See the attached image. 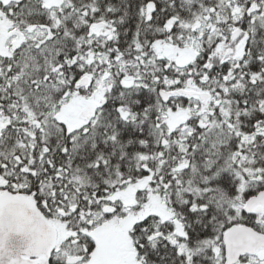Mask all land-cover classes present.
<instances>
[{"label": "snow or ice", "instance_id": "1", "mask_svg": "<svg viewBox=\"0 0 264 264\" xmlns=\"http://www.w3.org/2000/svg\"><path fill=\"white\" fill-rule=\"evenodd\" d=\"M0 264H264V0H0Z\"/></svg>", "mask_w": 264, "mask_h": 264}]
</instances>
